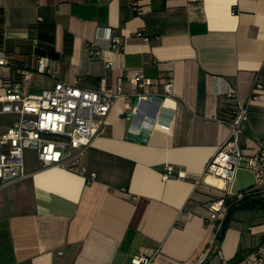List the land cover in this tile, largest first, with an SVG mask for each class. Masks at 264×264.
Masks as SVG:
<instances>
[{"label": "crops", "instance_id": "0c3cea01", "mask_svg": "<svg viewBox=\"0 0 264 264\" xmlns=\"http://www.w3.org/2000/svg\"><path fill=\"white\" fill-rule=\"evenodd\" d=\"M137 1L149 10L136 15L128 0H0V52L31 69L52 55L61 68L57 78L34 72L23 93L62 80L124 95L77 163L43 167L23 151L28 176L0 188V264H137L139 254L149 259L139 264H244L264 245V202L249 171L222 187L202 179L254 82L262 89L242 144L264 140V0ZM114 35L120 52L109 48ZM136 72L154 84L136 87ZM169 75L172 95L158 98ZM17 78L2 67L0 94ZM15 118L0 115V131ZM244 190L252 206L224 205L211 218L208 203Z\"/></svg>", "mask_w": 264, "mask_h": 264}, {"label": "built area", "instance_id": "2783aa9c", "mask_svg": "<svg viewBox=\"0 0 264 264\" xmlns=\"http://www.w3.org/2000/svg\"><path fill=\"white\" fill-rule=\"evenodd\" d=\"M128 1L136 15L149 10L148 6L137 0ZM40 21L41 18H38L37 23ZM137 35L142 36V33L138 32ZM32 44L34 47L39 44L37 31L32 36ZM109 48L116 52L122 51V38L119 35L112 36ZM5 66L16 69L18 78L14 82L5 83L4 92L0 94V115L16 116L10 126L0 131V188L28 176L24 167L25 149L34 150L43 167L59 166L79 159L92 144L94 137L103 132L108 113L115 102L124 96L120 89L114 92L104 85L84 88L77 81L68 83L62 80H57L52 88L43 89L38 94H25L22 86L30 81L34 72L57 78L61 69L59 62L48 55H37L34 68L31 69L27 64H20L0 52V69ZM131 81L143 90L155 82L141 72H136ZM261 89L262 85L254 82L245 102L236 98L234 88L227 89L226 95L236 98L235 107L225 120L229 129L228 137L207 161L202 179L212 185L218 180L226 185L244 167L252 177L253 187L261 188L260 197L264 202V140H255L252 148L242 144L249 108L258 98ZM171 95L172 77L169 75L163 83V93L158 98ZM146 97L145 93L136 95L139 101ZM166 169L171 171V167ZM248 193L245 190L237 193L236 200H242ZM207 207L211 218L216 220L217 213L224 211V198L208 203ZM217 253L222 258L219 250ZM133 261L139 264L147 263L149 259L139 254ZM223 263L229 264L225 260ZM243 263L264 264V245L252 249L244 257Z\"/></svg>", "mask_w": 264, "mask_h": 264}, {"label": "trees", "instance_id": "16d2710c", "mask_svg": "<svg viewBox=\"0 0 264 264\" xmlns=\"http://www.w3.org/2000/svg\"><path fill=\"white\" fill-rule=\"evenodd\" d=\"M39 40H40V37H39ZM46 42H47L46 43L47 46H49V44H50L51 41H49V39H48V41L46 40ZM50 57H53V56L50 55ZM224 205H226L227 207H229V206H235V207H250V206L253 205V201L251 199H249V196H245L240 201H237L236 200V197H234L233 199H226V198H224ZM228 216H229V209H228V212H227L225 218L221 222L220 229H219L220 234H223L224 230L226 229Z\"/></svg>", "mask_w": 264, "mask_h": 264}, {"label": "rangeland", "instance_id": "374dc122", "mask_svg": "<svg viewBox=\"0 0 264 264\" xmlns=\"http://www.w3.org/2000/svg\"><path fill=\"white\" fill-rule=\"evenodd\" d=\"M30 92H37L35 89H31L30 90ZM25 161L27 162V161H29V160H31V161H33V160H35V152H34V150H32V149H28V150H26L25 151Z\"/></svg>", "mask_w": 264, "mask_h": 264}, {"label": "bare ground", "instance_id": "6f19581e", "mask_svg": "<svg viewBox=\"0 0 264 264\" xmlns=\"http://www.w3.org/2000/svg\"><path fill=\"white\" fill-rule=\"evenodd\" d=\"M215 183H216L219 187H222V186H223V182L220 181V180L216 181Z\"/></svg>", "mask_w": 264, "mask_h": 264}, {"label": "water", "instance_id": "95a60500", "mask_svg": "<svg viewBox=\"0 0 264 264\" xmlns=\"http://www.w3.org/2000/svg\"><path fill=\"white\" fill-rule=\"evenodd\" d=\"M75 162L77 163V162H78V160H75Z\"/></svg>", "mask_w": 264, "mask_h": 264}]
</instances>
